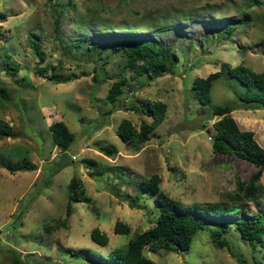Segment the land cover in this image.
Wrapping results in <instances>:
<instances>
[{
	"label": "rangeland",
	"instance_id": "374dc122",
	"mask_svg": "<svg viewBox=\"0 0 264 264\" xmlns=\"http://www.w3.org/2000/svg\"><path fill=\"white\" fill-rule=\"evenodd\" d=\"M62 3L69 5L65 13L56 6ZM0 12V121L8 126V134L0 137V264H10L15 254L25 264H108L104 255L109 250L155 219L148 193H141L132 207L122 197L133 194L140 178L158 174L159 187L182 204L229 202L236 178L247 179L256 169L233 153L213 152L209 139L211 122L219 117L213 108L236 106L246 86L222 72L204 104L192 95L190 83L219 69L221 61L264 74V0H0ZM231 20L242 23L226 32ZM121 25L171 45L176 55L172 68L146 78L127 68L119 53L70 47L79 37ZM97 39L86 42L103 50ZM42 65L46 74L68 78L54 82L35 74L33 68ZM119 76L125 78L121 92L108 100L106 91ZM146 99L166 103L162 121L143 143L121 141L116 134L121 118L135 127L140 119H149L129 108ZM229 113L264 147V108L236 107ZM59 119L74 134L62 150L48 129ZM106 145L112 147L109 154L99 149ZM22 157L34 168L9 172L2 167L4 161ZM72 175L83 192L66 214V183ZM256 184L255 198L226 217L261 211L264 170ZM115 220L127 223L130 231L114 233ZM261 222L264 226L263 218ZM227 224L224 236L233 256L211 240L212 223L198 229L185 250L144 248L142 253L153 264H238L237 257L244 264H264V247L252 246L230 227L231 221ZM93 227L106 235L105 244L90 238Z\"/></svg>",
	"mask_w": 264,
	"mask_h": 264
},
{
	"label": "trees",
	"instance_id": "16d2710c",
	"mask_svg": "<svg viewBox=\"0 0 264 264\" xmlns=\"http://www.w3.org/2000/svg\"><path fill=\"white\" fill-rule=\"evenodd\" d=\"M56 6H59L60 10H58L61 13H65L67 7H69L68 4L63 3L56 4ZM0 18L3 19V13L1 12ZM58 19L59 17L52 19L54 28L58 26ZM234 23L241 24L242 22L226 21V32L231 31ZM95 34H97L96 37L93 36ZM148 34L146 31L133 30L129 26L121 25L119 29L114 31H94L86 37H79L77 42L72 41L70 43V47L74 49L81 47V49L92 53L96 50H106L105 54L108 52L119 53L123 57L124 65L132 69L135 74L145 76L146 78H153L171 69L176 62V55L172 51L171 45L147 37ZM88 38L92 39V44H95L99 40L97 38H101L104 49L89 45L86 42ZM60 39L63 40L64 38ZM32 42H35L34 39H32ZM93 48H96V50ZM97 51L96 53H98ZM38 55L39 59H41L43 53L39 51ZM8 68L9 66L6 63L5 69L10 73L11 71ZM46 69V65L36 66L33 68V72L54 82L64 81L68 78V76L56 77V75L52 77L50 74H46ZM222 72L235 76L246 86V89L242 94L238 95L239 103L236 106L223 104L213 108L212 113L219 115V117L211 122L209 134L211 150L220 153H233L236 157L253 163L256 169L248 175L247 179L236 178L235 191L231 195L229 202L213 201L202 204L197 202L182 204L170 197L159 187L160 176L158 174L151 173L147 177L140 178L136 182L133 194L124 193L122 197L124 199L127 198L128 205L132 207L141 193H148L152 197V202L156 209H154L156 211L155 219L152 220L150 226L143 230L134 229L132 236L119 248L109 250L104 255L105 262L108 264H153L152 260L142 253V249L146 248L151 251L159 248H162L164 251L185 250L188 248L194 233L207 223L214 224V228L209 232L213 243L217 246L225 247L231 256L234 255V252L228 239L224 236L227 226H229L227 224L229 221L233 224L230 227L235 229L252 246L264 247V226L261 222V219H264V205L260 212L252 216L226 217V214L231 213V211L243 210L246 201L255 198L258 190L256 181L264 170V147L259 145L254 139L252 130L240 129L229 113L236 107L264 108V74L252 71L248 66L241 63L231 66L228 62L221 61L219 69L210 71L205 76H195L192 78L190 91L198 102L204 104L209 102L211 83ZM93 78H95V75H93ZM124 82L125 78L123 76H119L113 80L106 91V98L113 100L115 95L121 92V85ZM249 87H252L253 91H248ZM129 108L148 116L149 119H140L138 126L135 127L128 118H121L116 126V134L123 142L131 144L143 143L149 139L152 130L162 121L166 110V103L160 99H146L139 105H130ZM48 129L53 143L60 150L67 148L73 139L74 134L70 131L65 121L61 119L51 121L48 124ZM7 134L8 126L5 122L0 121V137ZM99 149L107 154L112 152V147L109 145L99 146ZM86 164L93 165V162H87ZM2 167L9 172H13L16 170L32 169L34 165L28 159L22 157L14 162L4 161ZM75 188H77V192ZM81 192L83 190L79 180L76 176L72 175L66 183V214L69 213L72 202L81 200L79 196ZM231 199L237 201H234L233 204ZM56 222L60 221L57 219ZM62 223L64 225L65 220ZM45 228L49 229L48 225ZM112 230L114 233H128L130 228L127 223L115 220L112 224ZM89 236L101 245L107 241L106 235L100 232L97 227L90 229ZM237 259H239L238 264H244V258L237 257ZM10 264H25V262L15 254L12 256Z\"/></svg>",
	"mask_w": 264,
	"mask_h": 264
}]
</instances>
